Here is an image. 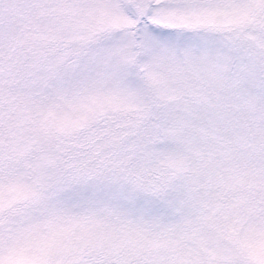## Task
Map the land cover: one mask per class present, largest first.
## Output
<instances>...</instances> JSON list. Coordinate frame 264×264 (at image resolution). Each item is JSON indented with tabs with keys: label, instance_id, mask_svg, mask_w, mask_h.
Listing matches in <instances>:
<instances>
[{
	"label": "snow or ice",
	"instance_id": "6c2138e0",
	"mask_svg": "<svg viewBox=\"0 0 264 264\" xmlns=\"http://www.w3.org/2000/svg\"><path fill=\"white\" fill-rule=\"evenodd\" d=\"M0 264H264V0H0Z\"/></svg>",
	"mask_w": 264,
	"mask_h": 264
}]
</instances>
